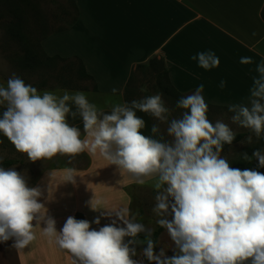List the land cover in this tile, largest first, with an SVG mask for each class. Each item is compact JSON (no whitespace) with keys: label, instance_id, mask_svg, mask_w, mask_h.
Masks as SVG:
<instances>
[{"label":"clouds","instance_id":"clouds-1","mask_svg":"<svg viewBox=\"0 0 264 264\" xmlns=\"http://www.w3.org/2000/svg\"><path fill=\"white\" fill-rule=\"evenodd\" d=\"M190 59L204 70L220 63L212 50ZM240 62L254 61L242 57ZM255 71L258 75L252 78L246 102L230 104L228 111L233 113L232 123L260 139L264 138V58ZM225 86L221 80L219 87ZM203 91L200 84L192 94L180 97L176 107L182 114L170 119L171 109L159 93L112 103L110 112H105L82 91L41 92L13 74L6 85L0 84V133L33 162L57 155L75 158L87 149L127 173L134 183L151 182L156 223L167 230L177 251L171 257L163 249L157 254L153 230L128 208L104 213L116 219L99 230L91 229L88 220L69 216L57 231L56 220L40 202L43 190L29 187L24 173L2 166L0 242L12 239V246L22 250L35 239L33 229L43 224V234L55 238L72 255L73 264H143L133 259L137 256L133 245L138 244L147 245L142 255L155 264H264V173L233 168L222 156L224 145H232L236 133L222 120L213 123L208 118ZM138 111L157 121L151 126L152 135L143 134L146 121ZM69 117L81 118L87 138ZM161 124L167 125L166 136ZM252 142V135L241 141ZM241 158L256 159L264 168V149ZM68 181L75 183L74 176ZM94 223L99 225L100 219ZM126 237L131 239L125 241Z\"/></svg>","mask_w":264,"mask_h":264},{"label":"crops","instance_id":"crops-1","mask_svg":"<svg viewBox=\"0 0 264 264\" xmlns=\"http://www.w3.org/2000/svg\"><path fill=\"white\" fill-rule=\"evenodd\" d=\"M73 1L77 20L56 33L60 52L50 51L54 35L47 37L42 46L49 56L80 59L98 94L123 102L138 66L157 59L164 62L172 86L182 95L192 94L203 84L202 95L208 106L228 108L246 102L252 78L258 75L256 64L264 58V0ZM206 50L218 56V67L204 70L190 59ZM242 57L254 62L242 64ZM221 80L226 81L223 89L219 87ZM82 138H87L85 132ZM84 153L90 158L86 169L47 171L30 186L43 190L40 202L59 224L58 230L69 216L88 220L93 224L91 229L99 230L116 219L114 214L109 217L104 213L121 208L131 212L127 192L136 183L124 181L128 174L120 173L98 153L87 149ZM93 172L113 187L99 192L91 178ZM70 175L75 183L68 181ZM57 197L61 204L54 212ZM96 218L100 219L99 225L94 223ZM33 231L35 239L22 250L12 246V239L0 242V264H73L72 255L61 249L55 238L36 234L35 228Z\"/></svg>","mask_w":264,"mask_h":264},{"label":"rangeland","instance_id":"rangeland-1","mask_svg":"<svg viewBox=\"0 0 264 264\" xmlns=\"http://www.w3.org/2000/svg\"><path fill=\"white\" fill-rule=\"evenodd\" d=\"M75 18L76 10L72 0H0V84L6 85L7 80L13 74H15L16 76L22 78L26 83L31 84L39 89L38 87L40 84H42L43 80L46 82L45 84L47 87L56 85V81L53 75H59L60 73L66 74L70 69H72V67H70V65L72 64H69V62H59L54 68V72L50 71L49 69H45V67H41V69H37L36 71H24L18 69V67L15 65V61L19 57L23 56L24 51L19 41L13 39L8 34V29L11 24L21 23L22 33L27 38L32 39V41H38L40 44L43 43L42 40L46 36L51 34L54 35L51 41L52 44H54L52 45L53 48L50 51L59 53L60 37H58L55 32L69 28ZM74 67L76 68V65L73 66V69ZM75 83L81 88V90H66L69 92L82 91L86 93L89 101L95 103L105 112H110L112 103L122 102L120 98L98 94V91L93 90L94 82L91 80L79 79L76 80ZM44 89L47 90V88ZM142 89H144V91H142ZM40 91L42 92L44 90ZM49 91L56 92L57 94H62L65 89ZM158 93L162 94L163 100L171 109L170 119L173 117L179 118L183 110L178 109L176 107V103L180 97L187 96L189 94L181 95L179 97L168 96L164 94L161 91L160 86L158 85L156 73L152 70V68L146 65L142 68H137V70L134 72L133 81L126 91L123 102L130 103L134 99H140L144 96ZM141 113L144 114L145 117H147L146 127L151 128L153 123H157V121L151 116L143 112ZM232 115L233 113L229 112L228 110L209 107L208 118L213 123L217 120H222L223 122L229 124V126L236 134L248 133L249 135L253 136L252 144L240 142L229 149L227 152L222 153V156L226 157L229 163L236 160L244 150H246L250 146L255 145V143L260 140L257 139L249 129L242 128L239 125L232 123ZM69 123L75 125L70 120ZM75 126L81 129V133L83 135V123L81 124V126ZM160 127L162 132H164L166 136L167 125L161 124ZM246 138L244 140H246ZM0 156L3 157L2 160L14 159L17 161V163L10 168H15L16 171L24 173L26 175L29 187L47 171H51L54 169H69L80 171L86 169L90 164V158L84 152L77 155L75 158H70L66 155H57L52 159H43L33 162L28 159L27 154L18 152L14 146H0ZM256 163L258 164V160H256ZM91 178L92 180H94V188L99 189V192L107 190L103 189L104 187L108 189L109 187H113V185L109 183L106 185L104 180H101L102 176L98 175L96 172H93L91 174ZM124 181L130 182L131 185L132 183H134L129 178V176L128 178H125ZM127 193L131 197V213L138 212L139 215L136 216L137 221L143 223L147 228L152 229L154 233L159 228V225L156 223L158 217L152 211L155 203L154 197L156 193L151 186V182L143 186L133 184L128 189ZM53 203H56L55 209L53 210L54 212H57L56 209L60 208L61 198L57 197ZM48 214H50V211ZM167 218L171 219L172 217L169 215ZM90 224L91 226H93L92 222H90ZM42 227H44L43 224L37 225L35 227L36 234H43ZM56 228L57 231H59V224H56ZM129 239L131 238L126 237L125 241ZM133 247H135L137 252V256L133 257V259L142 260L144 264L146 257H143L142 252L143 249L147 247V245L138 244L133 245ZM161 249L165 250V254L168 257H171L177 251L175 249V245L173 244L171 238L167 233V230H165L159 238L157 254L161 251ZM151 264H155V262H151Z\"/></svg>","mask_w":264,"mask_h":264},{"label":"trees","instance_id":"trees-1","mask_svg":"<svg viewBox=\"0 0 264 264\" xmlns=\"http://www.w3.org/2000/svg\"><path fill=\"white\" fill-rule=\"evenodd\" d=\"M74 3V1L72 0ZM75 5V3H74ZM76 10V7H75ZM262 18L264 19V10L262 12ZM77 20V11H76V18L74 19L73 23L69 26L71 27L75 21ZM64 30H60L58 32H61ZM55 32V33H58ZM8 34L13 38L19 41L24 54L23 56L19 57L15 61V65L18 67V69L27 71H36L37 69H41V67H45V69H49L50 71L54 72V68L57 66L59 62H69L70 67L72 69L69 70L68 73L62 74L60 73L59 75H53L56 85L53 86H46V82L43 80L42 84L39 85V91L40 90H45L44 88H47V90H58V89H67V90H81L79 86L76 85V80H92V77L87 73L86 68L82 61L76 57L74 58H63L59 55H54V56H49L46 54V52L43 49L42 44H40L38 41H32V39L27 38L23 33H22V28H21V23H13L9 26L8 29ZM54 34V33H53ZM52 35V34H51ZM50 35L46 36L42 42L49 37ZM76 65V68L73 66ZM145 65L138 66V68H142ZM156 73L157 75V81L158 85L160 86L161 91L168 95V96H181L182 94L179 93L171 84L170 79H169V74L168 71L165 67V64L161 60L157 59H152L150 62L146 65ZM68 77V78H67ZM133 81V75L132 78L130 79L129 85ZM127 88V89H128ZM94 91H98L97 86L94 84ZM127 91V90H126ZM210 108H219V107H213L209 106ZM224 110H228V108H220ZM2 108H0V112H2ZM137 115L143 118L145 121L147 120V117H145L144 114L141 112H137ZM73 124L81 126L83 123L80 117H76L75 119L69 117L68 118ZM150 127H145V129L142 130L143 134L145 135H152L150 131ZM249 134L248 133H239L236 134V138L233 141L232 145H224L222 153L227 152L229 149H231L233 146L236 144L240 143L243 141ZM0 141H3V143H0V146H10L13 147L14 145L5 137L3 136L2 133H0ZM6 143V144H5ZM7 145V146H6ZM258 149H264V138H260V140L255 143V145L250 146L246 150L243 151V153H247L249 156L252 155V153ZM242 153V154H243ZM17 163L16 160L14 159H5L0 162V166L4 167L5 169L10 168L14 166ZM230 166L233 168H239L241 170L244 169H253L256 171H259L261 173H264V169L262 167H259V165L256 163V159H253L251 162L244 161L241 158V155L238 156V158L230 163ZM166 229L159 227L152 235V238L155 242V249L154 251L157 253V248L159 244V238L162 235V233ZM139 239H144V234H140ZM144 264H151L146 258Z\"/></svg>","mask_w":264,"mask_h":264}]
</instances>
